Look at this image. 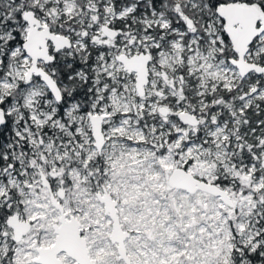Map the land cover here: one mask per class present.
<instances>
[{"label":"snow or ice","instance_id":"1","mask_svg":"<svg viewBox=\"0 0 264 264\" xmlns=\"http://www.w3.org/2000/svg\"><path fill=\"white\" fill-rule=\"evenodd\" d=\"M0 264H264V0H0Z\"/></svg>","mask_w":264,"mask_h":264}]
</instances>
